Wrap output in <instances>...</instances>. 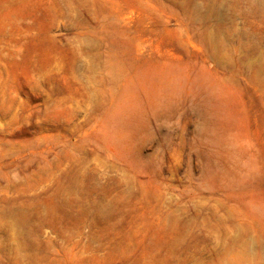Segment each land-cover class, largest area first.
<instances>
[{"label":"rangeland","instance_id":"1","mask_svg":"<svg viewBox=\"0 0 264 264\" xmlns=\"http://www.w3.org/2000/svg\"><path fill=\"white\" fill-rule=\"evenodd\" d=\"M0 264H264V0H0Z\"/></svg>","mask_w":264,"mask_h":264}]
</instances>
